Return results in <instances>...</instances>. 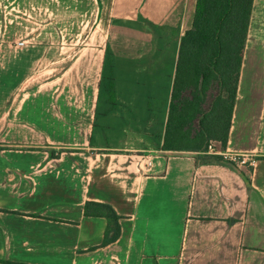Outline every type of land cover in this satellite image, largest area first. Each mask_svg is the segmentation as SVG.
Returning a JSON list of instances; mask_svg holds the SVG:
<instances>
[{
    "label": "crops",
    "instance_id": "0c3cea01",
    "mask_svg": "<svg viewBox=\"0 0 264 264\" xmlns=\"http://www.w3.org/2000/svg\"><path fill=\"white\" fill-rule=\"evenodd\" d=\"M196 4L0 0V264H264V0L214 143L252 163L164 149ZM86 203L119 216L115 242Z\"/></svg>",
    "mask_w": 264,
    "mask_h": 264
},
{
    "label": "trees",
    "instance_id": "16d2710c",
    "mask_svg": "<svg viewBox=\"0 0 264 264\" xmlns=\"http://www.w3.org/2000/svg\"><path fill=\"white\" fill-rule=\"evenodd\" d=\"M251 6L252 0H197L192 29L180 43L164 149L197 152L201 164L238 171L230 159L206 153L209 143L225 147L227 142ZM212 83L216 90L210 95ZM85 213L106 219L102 245L118 239L119 216L110 206L86 203Z\"/></svg>",
    "mask_w": 264,
    "mask_h": 264
},
{
    "label": "built area",
    "instance_id": "2783aa9c",
    "mask_svg": "<svg viewBox=\"0 0 264 264\" xmlns=\"http://www.w3.org/2000/svg\"><path fill=\"white\" fill-rule=\"evenodd\" d=\"M206 154H209V155H221V153H219L214 148V143L213 142L209 143ZM229 159L232 162H234L236 164V166L249 165L253 161L250 156H246V155H233Z\"/></svg>",
    "mask_w": 264,
    "mask_h": 264
},
{
    "label": "rangeland",
    "instance_id": "374dc122",
    "mask_svg": "<svg viewBox=\"0 0 264 264\" xmlns=\"http://www.w3.org/2000/svg\"><path fill=\"white\" fill-rule=\"evenodd\" d=\"M83 39H88V38H82V37H69V38H61L60 40V42L59 43H62V44H67V45H76V44H80V43H82L83 42ZM36 43H43V42H39V41H37ZM252 58H251V55L249 56V58H248V60H251ZM211 87H210V90L212 91V93H210V95L211 94H213V92H215V90H216V85L214 84V83H212L211 85H210ZM209 103H211V97H209V99H208V101H207V104H209ZM179 144V143H178ZM180 146H182V147H188V146H190L191 144L190 143H187V142H180V144H179Z\"/></svg>",
    "mask_w": 264,
    "mask_h": 264
}]
</instances>
